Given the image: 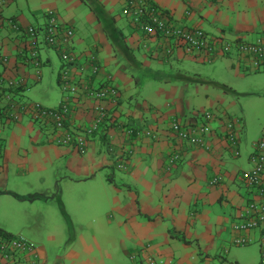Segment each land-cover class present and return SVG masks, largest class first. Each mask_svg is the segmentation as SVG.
I'll return each instance as SVG.
<instances>
[{
  "label": "crops",
  "instance_id": "1",
  "mask_svg": "<svg viewBox=\"0 0 264 264\" xmlns=\"http://www.w3.org/2000/svg\"><path fill=\"white\" fill-rule=\"evenodd\" d=\"M87 1L89 5L83 0H11L3 15L7 19H15L24 28L33 27L30 23L33 18L37 21L42 18L43 22L39 25L42 29L41 26L47 23L46 14L53 11L63 23L73 26L72 53L78 56L75 82L89 77L94 87L98 80L117 86L122 94L117 113L119 119L110 124L107 130L100 131L85 154L58 144L52 126L34 121L33 116L22 108L39 103L29 102L24 98V92L30 91V82H41L40 68L45 63L41 60L37 67L32 64L22 36L7 27L0 35V64L3 67L0 80L5 85L9 80L23 81V87L15 90L12 100L15 106L18 105L19 118L9 119L7 115L0 117L2 194H10L18 202L21 198L22 201L33 203L41 198L36 190H31L32 185L36 183L40 187L42 180L48 181V176L51 178L49 180H57L60 190L62 180L87 182L97 176L101 179V174H104L106 192L113 193L114 201L110 213L103 214L98 232L108 231L113 235L112 227H108V224L112 225L111 222L122 228L119 231L122 235L120 243L127 257L132 255L133 248L134 254L143 252L145 256L160 257L171 264H238V261L234 263L221 253L229 250L228 245H234L238 236L233 231L238 211L256 197L248 188L244 191L235 186L239 174L247 170L242 165L234 164L237 161L234 157L237 156L229 144L218 136L220 131L225 130V121L218 118L210 122L214 131L207 138L211 146L209 150L181 142L168 131L175 119L203 123L200 114L205 111L227 114L225 104L230 97L229 90L234 91L233 82L229 79L216 81L215 75L202 78L200 74H189L184 71L181 61L191 60L203 64L223 61L218 65L219 68L237 77L242 75L244 66L237 65L236 58L223 56L208 62L204 55L196 57L183 48H173L167 40L138 31L131 23V17L123 13L131 0ZM149 1L166 13L163 15L166 20L189 28H202L212 36H222L232 44L238 40L254 41L251 40L253 37H264V0ZM84 7L90 12L86 20L92 29L88 25L82 29L85 19L80 17L79 11ZM89 54L98 60L100 71L97 76L90 77L91 65L87 62ZM4 58L8 60L4 62ZM175 61L180 66L177 67L178 73L174 71L172 76L183 83L182 90L175 85L169 86L173 81L167 78L163 70L165 64L170 65ZM81 67L84 70L79 72ZM111 67L120 69L111 71ZM63 68L62 62L58 85ZM149 80L161 84L165 82L168 86L155 91L152 98L143 99L140 104L138 101L145 95L141 88L137 92L135 86ZM193 96L198 99L206 97L207 104L196 109L191 104ZM59 105L47 108L56 109ZM89 105L92 104H77L71 122H88ZM242 122L241 119L237 122L240 132L244 128ZM120 123H130L143 130L156 129L160 134L159 140L130 136L123 132ZM176 151L180 152L182 161L171 172H167L168 160ZM250 156L251 153L247 156L249 170L252 168ZM123 157L129 159L124 161ZM121 164L125 168H120ZM61 168L65 170L64 175L59 173ZM33 176L37 179L32 178L34 182L30 184V180L28 186L11 189L8 184L14 177L28 180ZM214 179H218L216 184H212ZM69 223L82 228L78 240L83 244L90 241L88 250L79 252L74 247L70 256H52L28 240L35 248L37 264H106V257L95 255L91 249L95 244V235L84 234V226L79 219L69 217ZM0 229L12 233L6 227ZM259 233L257 230L240 234L257 242ZM125 241H129V244H125ZM106 255L112 257L110 251ZM32 258V255L30 257L25 253L15 254L9 260L0 256V264H31ZM243 261L240 256V264Z\"/></svg>",
  "mask_w": 264,
  "mask_h": 264
},
{
  "label": "built area",
  "instance_id": "2",
  "mask_svg": "<svg viewBox=\"0 0 264 264\" xmlns=\"http://www.w3.org/2000/svg\"><path fill=\"white\" fill-rule=\"evenodd\" d=\"M7 1L9 0H0V35L3 31V23L5 25L7 23V27L20 34L25 49L31 53L29 59L36 67L41 62L39 56L40 44H45L48 48L59 52L64 65L74 67L65 68L61 72V87L64 92L70 91L71 94L69 97L62 99L58 108L51 109L39 103H33L32 105H24L22 107L23 111L32 115L34 121L51 125L55 130L53 133L57 134L58 144L70 147L80 154H85L94 136L107 126L111 112L119 105L120 93L118 87L108 82H102L99 88L94 87L89 77L83 81L75 82L78 68H75L74 65H77L78 56L72 53L73 30L60 23L59 18L53 11L46 14L47 23L42 29L24 28L16 20L3 17V8ZM123 13L130 16L134 24L147 36L161 37L163 40L183 48L189 54L204 55L208 62L219 56L230 57L236 58V64L243 65L245 70H250V72L264 71V37L254 41L240 40L232 44L221 37L209 35L198 27L174 26L164 19L161 12L149 0H131ZM41 31L44 32L43 43L38 40ZM91 55H88L87 62L91 65L92 75L90 77H93L99 74L100 66L97 64L96 57ZM7 60V58H4V62ZM83 70L84 67H81L79 72ZM21 87H23V81L9 80L5 85L0 80V117L7 115L9 119L16 120L19 118L18 105L15 106L12 103L14 96L9 93H14L15 90ZM79 103L92 104L89 105L87 110L90 120L83 124L72 123L70 120L73 114L76 113L77 104ZM202 118L204 119L203 123H189L186 126H183L181 121H174L170 130L179 140L209 150L210 145L205 137L212 133L210 122L218 117L211 112H207L202 115ZM232 128V123L228 122L224 129L230 131L226 140L229 141V146L235 151L238 142L233 137ZM128 135L132 136L134 132L129 131ZM137 135V137L151 136V133L140 131ZM255 147L256 151L249 158L252 168L241 172L239 179L256 198L238 211L236 215L233 231L238 236L234 240V245H251L254 243V239L240 233L258 230L260 232L258 240L260 264H264V137ZM233 154L237 156L239 153L236 151ZM178 160V154L170 157L166 170L169 171L176 165ZM119 167L125 168V165L121 164ZM217 182L218 179H214L212 184ZM22 253L29 254L30 257L32 255L31 264H37L38 257L35 255V248L29 242L22 237L7 238L0 233V256L9 260L15 254ZM130 259L136 264H171L160 257L145 256L143 252L131 255Z\"/></svg>",
  "mask_w": 264,
  "mask_h": 264
},
{
  "label": "rangeland",
  "instance_id": "3",
  "mask_svg": "<svg viewBox=\"0 0 264 264\" xmlns=\"http://www.w3.org/2000/svg\"><path fill=\"white\" fill-rule=\"evenodd\" d=\"M84 8H81L79 11L80 17L82 16V18L85 19L82 29H85V27H87L86 25H88L89 29H92L90 28L89 21L86 20L87 17L90 16V12L87 8ZM29 17L31 18V15ZM37 20L38 19L33 18L30 20V23L34 28L40 29L39 25L42 24L43 19L40 18L39 21ZM41 27L43 28L44 26ZM42 36H44V34L41 32L40 36H38V40L43 43L44 40L42 39ZM255 39L257 38L253 37L251 40ZM46 50L48 51L45 52ZM27 54L28 57L31 56L30 52ZM58 54L59 52L56 50L51 48L48 49L45 45L40 44L39 56L42 62L45 63L42 64L43 66L40 68L42 80L39 84L33 82L29 83L30 91L24 92V98L28 99L29 102H39L44 107L55 108L64 97L70 96L71 92H64L61 85H58L57 83L62 64L60 59L61 56L59 57ZM181 62L184 71L189 74H200L202 78L215 75L214 77L218 79L216 81L229 79L233 82V90H236L237 92L229 90L230 97L225 104V107H227L226 113L233 119H241L244 127L243 131L240 132V156L234 157L237 161L233 163L238 166H244V169L248 171L250 165L248 164L247 156L249 153L252 155L256 151L255 146L264 137V71L256 73L244 69L245 71L243 70L241 73L244 76L243 78L242 75L237 77L236 75L228 73L227 71L225 72V70L219 68L218 65L222 64L223 61H219L217 64H203L191 60H184ZM1 65L2 64H0V72L1 68H3ZM179 66L180 64L175 61V63H170V65L165 64L163 70L165 71L167 78L173 81L172 85L169 86L175 85L182 90L183 83L174 80L172 76L174 71L178 73L177 67ZM65 68L70 69L73 67L64 65L63 69ZM116 69H120V67L110 68L111 71ZM101 81L102 80H98L95 86L99 88L101 86ZM166 86L168 85H165V82L161 84L153 80L138 84V86H135V89L139 92V88H141V92L145 95L144 98H140L138 102L142 104L143 99L152 98L155 91ZM210 90L213 91V89ZM9 94L15 97L14 93ZM191 104L196 109L199 107L201 108L207 104L206 97L198 99L196 96H193ZM59 173L64 175L65 170L61 168ZM101 175L103 178L100 179V177L97 176L94 180L87 182L80 181L72 183L70 181L62 180L60 190L57 186V184H59L57 183V180H55V178L49 180L51 178L48 176V181L42 180V183H44L43 186L42 183L40 187L36 183L32 185L31 190H36L37 195L41 198L33 201V203L28 202L29 200L22 201L21 198L18 202L16 201V198L10 196V194H2L0 190V227L8 228L10 232L18 237L19 235L24 236L22 238L27 242L31 241L36 248L44 249L49 255L70 256L72 255L70 251L74 247L79 252L83 249L87 251V246L90 244V241L85 244L80 242V240H78V233L82 232V228L79 226L74 227L73 223H69V217L73 220L79 219L81 220V223H83L84 234L90 233L95 235V244L92 245L91 249H93L95 255L99 257L104 255L107 259L105 260L106 264H136V262L132 261L130 257H127L123 246L120 243L122 235L119 231H121L122 228L117 227L111 222L112 225L108 224V227H112V230L114 231L113 235L109 234L108 231H104L103 233H101L102 231L100 233L98 232L103 214L110 213L114 201L112 200L113 193L110 192L107 194L105 189L107 181L104 174ZM32 178L36 177L33 176L28 178V180L14 177L9 180L8 184L11 189H14L16 186H28L30 180V184L34 182ZM235 186L239 190L243 189L246 191L247 189L246 185L239 178H237ZM52 192L54 193L53 195L50 194ZM125 244H129V241H125ZM228 247L229 250L221 253V255L225 256L228 260L234 263H236L235 261H238V264H240L241 256L244 259L242 262L243 264L260 263L258 241L248 246L229 244ZM91 249L89 248V251L94 253ZM131 249L133 250L131 253L133 255L135 249ZM107 251H110L111 258H108L106 255Z\"/></svg>",
  "mask_w": 264,
  "mask_h": 264
},
{
  "label": "trees",
  "instance_id": "4",
  "mask_svg": "<svg viewBox=\"0 0 264 264\" xmlns=\"http://www.w3.org/2000/svg\"><path fill=\"white\" fill-rule=\"evenodd\" d=\"M11 0H9V1H7V3L4 5V8H3V11L5 10V8H6V6L9 4V2H10ZM84 1V3L85 4H87V5H89L90 3L87 1V0H83ZM153 5L155 6V8L158 10V11H160L161 12V14L162 15H166V13L165 12H163L155 3H153ZM57 17H58V15H56ZM3 17H5L4 15H3ZM5 18H7V17H5ZM59 18V17H58ZM9 19H13V18H9ZM165 19V18H164ZM15 20V19H14ZM131 23L138 29V31H140V32H142V33H144L142 30H140L139 29V27L137 26V25H135L134 24V22H133V20L131 19ZM167 21L170 23V24H172V25H174V26H181V25H178V24H176V23H174L173 22V20L171 21V20H168L167 19ZM20 26H21V24L18 22V21H16ZM59 22L60 23H62L65 27H68V28H70V29H72L73 30V32H74V34H75V31H74V28H73V26L71 27V26H69V25H67V24H65V23H63L60 19H59ZM7 28V26L3 23V30L4 29H6ZM200 29H202V28H200ZM202 30H204V29H202ZM205 31V30H204ZM207 34H209L207 31H205ZM209 35H212V34H209ZM215 36V35H214ZM151 37H156V36H151ZM158 37V36H157ZM156 37V38H157ZM216 37H221V38H223L222 36H216ZM159 38H161V37H159ZM162 39V38H161ZM224 39V38H223ZM240 40H238V41H236V42H239ZM172 44V47L173 48H180V47H178L177 45H175V44H173V43H171ZM192 55H194V54H192ZM194 56H196V57H200L201 55L200 54H198V55H194ZM202 57V56H201ZM200 57V58H201ZM77 63H78V61H77ZM76 64V63H75ZM75 66V68L77 67V65H74ZM82 66V65H81ZM68 67H72V66H68ZM74 68V67H73ZM258 71H256V73H257ZM60 84H61V81H60ZM214 85H216V86H220V85H218L217 83H214ZM217 88H219V87H217ZM220 88H222V86H220ZM121 91L119 90V93H120ZM122 94L120 93V101H119V103L121 102V96ZM80 104V103H79ZM78 104V105H79ZM119 106H120V104L115 108V109H113V111L111 112V117H110V120H109V122L107 123V126L106 127H104L103 129H102V131L103 130H107V128H108V126L110 125V124H113V122L115 123L116 121H118V119H119V116H118V110H119ZM207 112H211L214 116H216V117H218V118H220L221 120H223V121H225V123H224V128H225V125L228 123V122H230V123H232V126H233V128H232V133H233V137H234V139L238 142L237 143V148H236V150L234 151V150H232V148H231V150H232V152L233 153H235L236 151L239 153V144H240V129H239V127H238V125H237V122H240V120L239 119H233L230 115H228V114H224V113H221V114H217V112H213V111H205V112H203V113H201L200 114V117H202V115H204L205 113H207ZM217 118V119H218ZM174 121H181V120H177V119H175V120H173L172 122H174ZM172 124V123H171ZM181 124L183 125V126H186L187 124H189V123H187V122H181ZM198 124H201V123H198ZM125 125H127V126H125ZM120 126H121V128L124 130L123 132H125L126 134H128L129 133V131H132V132H134V135H132V136H138L137 135V133L138 132H140V131H144V132H150L151 133V136H146V135H143L142 136V138H150V139H152V140H155V141H158L159 140V135H158V131H156V129H148V130H143V129H141L140 127H134V125L133 124H130V123H126V124H121L120 123ZM211 127V126H210ZM170 129H171V126L169 127ZM223 128V129H224ZM169 129V133L171 134V135H173L172 137H175L176 139H178L179 140V138L172 132V130H170ZM211 129V128H210ZM212 130V132L214 131L213 129H211ZM101 131V130H100ZM99 131V133H101ZM98 133V134H99ZM98 134H96L95 136H94V138L98 135ZM212 134V133H211ZM210 134V135H211ZM228 134H230V131H228V130H222V131H220V133L218 134V136L220 137V138H222L223 140H225V142H227V140H226V137H229V135ZM210 135L208 136V137H210ZM215 135L217 136V133L215 132ZM208 137H205V139H206V141L208 142ZM93 138V139H94ZM179 141H181V140H179ZM181 142H184V143H186V144H188L187 142H185V141H181ZM209 143V142H208ZM228 144H229V141L227 142ZM188 145H190V144H188ZM209 145H210V143H209ZM190 146H194V145H190ZM197 147V146H196ZM198 147H200V146H198ZM210 148H211V146H210ZM175 154H178L179 155V160L177 161V163H180L181 161H182V156H181V154H180V152H178V151H176L175 152ZM235 155V154H234ZM240 155V153L237 155V156H239ZM128 156V155H127ZM236 156V155H235ZM129 159V157H123V160L124 161H127ZM176 163V164H177ZM168 164V163H167ZM175 166L176 165H174L169 171L168 170H166L167 172H171L174 168H175ZM173 232V231H172ZM0 233L3 235L4 234V236L5 237H7V238H12L13 236H15V235H13L12 233H9V232H6V231H4L3 229H0Z\"/></svg>",
  "mask_w": 264,
  "mask_h": 264
}]
</instances>
